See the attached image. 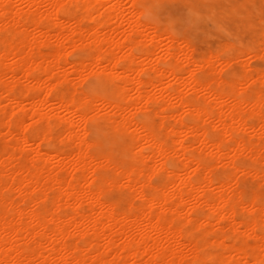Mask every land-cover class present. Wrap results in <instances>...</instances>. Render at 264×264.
<instances>
[{
    "label": "bare ground",
    "instance_id": "bare-ground-1",
    "mask_svg": "<svg viewBox=\"0 0 264 264\" xmlns=\"http://www.w3.org/2000/svg\"><path fill=\"white\" fill-rule=\"evenodd\" d=\"M11 1L0 0V264H34L35 259L38 264H264V169L247 167L246 174L260 184L246 197L233 166L243 156L264 162V72L245 61L252 73L243 67L242 77L226 82L217 65L230 60L211 50L195 60L179 36L151 30L141 19L144 10L129 0L128 8L123 0H17L26 11ZM74 15L77 20L71 21ZM84 20L98 23L86 27ZM85 45L96 53L87 75L108 79L113 99L86 104L85 92L75 84L83 81L84 63L69 61L66 51ZM156 48L162 54L156 56ZM247 53L264 59V32ZM191 64L195 68L188 70ZM196 70L208 77H197ZM214 81L230 88L213 87ZM64 84L72 90L63 91L70 87ZM145 109L154 123L132 119ZM56 120L65 123V130L58 129L70 141L62 140L75 143L70 154L41 147L43 141L55 144ZM96 120L124 138L121 164L110 153L99 158L90 153L96 142L85 128ZM35 127L48 129L49 136L33 134ZM237 131L253 134L245 140ZM54 159L67 166L68 173L58 163L68 175L55 170ZM165 175L158 185L155 178ZM27 201L34 204L29 209ZM121 201L127 202L124 209ZM60 207L71 212L60 214ZM86 208H97L96 214L85 213ZM71 235L77 240L70 241Z\"/></svg>",
    "mask_w": 264,
    "mask_h": 264
},
{
    "label": "rangeland",
    "instance_id": "rangeland-1",
    "mask_svg": "<svg viewBox=\"0 0 264 264\" xmlns=\"http://www.w3.org/2000/svg\"><path fill=\"white\" fill-rule=\"evenodd\" d=\"M11 1V0H10ZM13 1L15 2V0H12L11 2L13 3ZM124 1V4H122L125 8H128L127 6L128 5H130L129 4V2L131 3V5L132 6H134V5H141V4H146V3H149V2H151V0H129V2H128V0H123ZM16 2L17 3H14V5H15V8L17 9V7L18 6H20V4H21V6L19 7V8H21L23 11H26L27 10V6H23L24 4L23 3H18V1L16 0ZM128 2V3H127ZM133 2V3H132ZM165 2L168 4V5H170V7H171V9H172V11L173 12H175V13H177V14H182V13H187V11H188V8L186 7V5H195V6H198L199 7V9H200V11H201V13H202V15L205 17L204 18V20L202 21V23H201V26H200V28H199V30L198 31H195V32H193L192 33V36H191V38H187V37H185L184 35H183V31L182 30H180V31H177V32H171V31H169V30H166L165 28H157V27H155V26H152L151 27V30H154L153 28H155V30L157 31V32H171V33H173V34H175V35H177V36H179V38H180V41L179 42H181V40L184 42H182V46H183V44H186V45H184V48L187 46V45H189V39H191L192 41H194V43L192 44V47L195 49V51L193 52L192 50H191V48L189 47V50H190V52L192 53V55H193V58L195 59V60H199L202 56H204L205 54H208L207 52H210V50H211V52H215V54H217V55H219L220 57H221V54H222V52H223V50H224V48L226 47V41L229 39V37H228V35H227V33H229V32H231L234 36L238 33L239 34V36L241 37V39L237 42V50H236V52H235V61L237 62V63H233V61L232 60H230L231 62H229V63H227L228 65H231V69H232V71H231V74L229 75V76H227V77H225L224 75H222L221 74V72H220V76H221V78L223 79V80H225L226 79V82H231V81H233V80H236V79H238V78H240V77H242L243 75H244V71H243V67H246L245 66V61H246V64L247 65H249L250 67H252L253 69H257V70H259V71H263L264 72V59H258V58H254L251 54H248L247 52H249L250 51V49L253 47V45H254V38L258 35V32L260 31V29H259V27H258V23H259V21H258V19H256V21H255V25H252V24H250L248 21H249V15L251 14V13H255V15L258 17V13H259V2H257V1H253V0H165ZM123 3V2H122ZM19 4V5H18ZM18 5V6H17ZM237 5H254L255 6V8L254 9H242L241 10V12H240V14H236L235 13V6H237ZM17 6V7H16ZM130 7V6H129ZM18 8V9H19ZM135 9H140V10H144L143 8L141 9V8H139V7H134ZM20 10V9H19ZM145 11V10H144ZM76 13H79V11H76ZM75 13V14H76ZM74 17H75V15H74ZM76 17H79V15L78 14H76ZM76 17H75V19H73V16H72V19H71V21H74V20H77L76 19ZM141 19H142V16H141ZM143 20V19H142ZM144 21V20H143ZM84 22L85 23H83L86 27H91V26H93V23H94V25L95 24H97L98 23V21H92L91 22V20H84ZM145 22V21H144ZM73 24H74V22H73ZM72 23H71V25L72 26H74L75 24H76V21H75V24L73 25ZM90 24H92V25H90ZM113 25H115V24H113ZM218 26H223L224 28H225V31H219L218 30ZM55 29H56V27H54ZM68 28V27H67ZM53 29V28H52ZM55 29H53V30H55ZM57 30V29H56ZM67 30V29H66ZM52 33L54 34L55 33V31H52ZM257 35H256V34ZM255 35V36H254ZM185 40H186V42H185ZM51 41V40H50ZM50 41L48 42V43H50ZM54 37L52 38V41H51V45L49 44V46L51 47V49H52V47H55V45H54ZM240 44V45H239ZM241 45H243V47H241ZM47 46H48V44H47ZM47 46H45V47H43V48H45L44 50H47V49H50V47L49 48H47L46 49V47ZM85 46H87L86 48H88V49H90L89 48V46L88 45H85ZM85 46L83 47V48H85ZM150 47V46H149ZM151 48H153L152 46H151ZM183 48V47H182ZM183 48V49H184ZM157 49V50H156ZM155 50H156V52H159V53H156V56L157 55H159L160 53L162 54V52H160L159 50L161 49V48H156ZM159 49V50H158ZM67 50H69V48L67 49ZM79 50H82V48H70V50L69 51H66V52H69L68 54H67V58H68V60L69 61H73V60H77V59H79V58H77L76 57V55H75V51H79ZM220 52V53H219ZM203 54V55H202ZM35 56L36 55H38V53L36 52L35 54H34ZM237 55H242V57L241 58H243V59H239L238 57H237ZM237 57V58H236ZM254 58V59H253ZM246 59H248V61L246 60ZM240 60H243L244 62H242V61H240ZM241 62V64H244V66H242L241 67V65L239 64ZM248 62V63H247ZM227 65H226V63H224L223 61H221L220 60V62H219V64L217 65V67H219L218 69L220 70V67L221 68H224V67H226ZM189 67H191V68H195V66H193V64H191V65H186V68L188 69ZM187 69H185V70H187ZM189 70V69H188ZM244 70H245V68H244ZM249 70V69H248ZM251 70V69H250ZM247 71V67H246V71H247V74H249V73H252V70L251 71ZM88 72V71H87ZM87 72L86 73H84V74H86L87 75ZM184 72V71H183ZM187 72V71H186ZM186 72H184V73H186ZM241 72L243 73L242 75H241ZM9 74V76L11 75L10 73V71L8 72ZM90 73V72H89ZM89 73H88V75H89ZM183 73V75H184V77H186L185 75H187L188 76V72L186 73V74H184ZM196 76L197 77H202L203 76V74L204 75H206V76H204V78L205 77H208V75H207V72L206 71H198V70H196ZM246 73V72H245ZM6 75H7V73H6ZM7 75V76H8ZM5 77V79H7L8 81L9 80H11V77L12 76H10V77ZM97 76V75H96ZM97 77H99V76H97ZM165 78H164V80L166 79V76H164ZM238 77V78H237ZM9 78V79H8ZM24 79V78H23ZM78 79V78H77ZM80 79V78H79ZM166 80H168V78L166 79ZM171 80V81H170ZM170 80H169V82H171V83H174V84H176L175 83V80L173 79H171L170 78ZM24 81H27V80H24ZM56 81V80H55ZM80 81H82V77H81V80ZM76 82H78V84H77V86H78V88L79 89H82L84 92H85V90H84V88H83V85H84V80L82 81V83H81V85H80V82H79V80L78 81H75V84H76ZM217 82V81H216ZM19 83V82H18ZM21 83H23L22 82V78L20 79V83H19V85L18 86H20L21 85ZM25 83V82H24ZM26 83H28V81L26 82ZM229 83H225V84H221V83H215V81L213 82V87H216V88H218V89H222V88H224V89H226V90H228L229 88H230V84ZM28 84H30V83H28ZM28 84H26V85H24L25 87H27V85ZM70 84V83H69ZM69 84H64V85H62V86H66V85H68V86H70V87H68V86H66V87H68V88H65V87H63V88H65V89H63V91H71L72 90V88H71V86L72 85H69ZM23 85V84H22ZM177 85H178V83H177ZM218 85V86H217ZM17 86V88H18V90H19V88L21 87H18ZM179 86V85H178ZM181 86V89L183 90V91H185L186 92V90H187V92L189 93L190 91H191V89H190V87L189 86H186V85H180ZM183 87V88H182ZM186 87H188L189 88V90H188V88H186ZM22 88H24L23 86H22ZM22 88H20V89H22ZM70 88V89H69ZM186 88V89H185ZM25 89L26 88H24L23 90H21L23 93H26L27 92V90L25 91ZM67 89V90H66ZM20 92V91H19ZM38 92V91H37ZM113 92V96L111 95V93ZM21 93V92H20ZM199 93H201V95L200 96H203L204 94V92L202 91H200ZM1 94V93H0ZM0 97H2V95H0ZM115 97V93H114V89H113V87L110 85V88H109V92H108V96H107V98L108 99H113ZM0 100H1V98H0ZM6 103H8L7 105H6ZM9 102H5V105L8 107V108H10L11 106H9ZM212 104H213V102H212ZM11 105V104H10ZM57 111H60V112H58L60 115H62V113H63V117H65L66 116V114H64V111H62V109L61 108H58L57 109ZM62 111V112H61ZM65 115V116H64ZM60 117H62V116H60ZM71 117V119H72V121H74V122H77L78 121V119H77V117L76 116H70ZM30 121H33V120H31V118H29L28 119V122H30ZM57 122V125L58 124H61V123H63V122H61V121H59V120H56ZM156 121H159V118H157V120ZM31 123V122H30ZM93 123H95V125L97 126V125H99L98 127H101V128H103V125H102V122L100 121V120H96V121H94V122H92L91 124H88L87 126H88V128H89V130H91V128H92V126H93ZM54 124H55V121H53V126H54ZM57 125H55L56 127H54V128H56V129H53V131H55L58 135H57V137H58V140H57V138H56V133H55V136H54V134L52 135V137H53V139H54V137H55V140L56 141H54V143L55 144H53V142H51V143H49V142H47V141H43L42 143H41V147L44 149V148H47V147H49L50 145H52V146H54V148H57L58 147V149L57 150H62L63 152L65 151V152H69V151H73L75 148H76V146H75V143H74V141H71L72 142V144L73 145H71V142H70V144H69V139H66V137H65V134H64V131H62V129H58V127H60V126H62V124L61 125H59V126H57ZM63 126H65V123L63 124ZM62 126V127H63ZM91 126V127H90ZM63 129L65 130V127H63ZM56 130H58V132L56 131ZM62 131V135H61V132ZM109 133H108V136H107V140H106V143L104 144V146H103V148L101 149V148H99L98 146H97V144H95V143H91L92 141H94L92 138H91V136L89 135V140L91 141L90 143H91V145L89 146L90 148H89V151H90V153L91 154H93L94 156H97L98 158L100 157V156H102V155H105V154H107V153H110L113 157H114V159L116 160V162L117 163H122V161L126 158L125 157V154H124V148H123V145H124V138L121 136V135H119V134H114V133H112V132H110V131H108ZM238 132V134L237 135H239V136H243L244 135V138L246 137V139L245 140H248V138L247 137H250L251 135L250 134H253V133H250V131H245V132H249L250 134H245V133H243L244 131H237ZM89 134H90V132H88ZM243 134V135H242ZM250 135V136H249ZM61 137V138H60ZM60 138V139H59ZM62 138L63 139H66V140H69V141H65V140H62ZM115 138V139H114ZM52 139V140H53ZM111 141H109V140ZM112 139H114V140H112ZM250 139V138H249ZM63 141H65V142H63ZM45 142V143H44ZM63 142V143H62ZM66 143V144H65ZM112 143H113V145H112ZM94 144V145H93ZM117 144V145H116ZM55 145H56V147H55ZM58 145V146H57ZM120 145H121V147H120ZM0 147H1V145H0ZM67 147L69 148V149H67ZM64 152V153H65ZM66 153V154H67ZM68 154H70V153H68ZM246 158H248L247 160H246ZM246 158H244V156L243 157H238V160H239V162H238V164L240 165V163H245V164H247V166L248 167H250V168H252V169H257L258 168V170H263L264 168V166H261V164L262 163H264V162H262V163H257V164H255L254 162H252L251 160H249L251 157H246ZM30 160V159H29ZM28 161V160H27ZM241 161V162H240ZM243 161V162H242ZM248 161V162H247ZM28 162H30V161H28ZM55 162V163H54ZM176 162H178V161H176ZM61 164V163H63L62 161H60L59 159L58 160H53V166L55 165V164ZM29 164V163H28ZM59 164L58 165H56L55 167V170L57 169L59 172H62L63 171V174L62 175H64V176H66V174L68 173V171H69V169L67 168V170L65 169L66 167L65 166H63L64 165V163H63V169H65L66 171H67V173H66V171H64V170H62V171H60V169L62 168H60V166H59ZM178 164H180L179 162H178ZM263 165V164H262ZM46 166H48V165H46ZM57 166H59V167H57ZM222 165L220 164L218 167V169L219 170H221L222 168H223V166L221 167ZM260 168H259V167ZM64 172H65V174H64ZM70 173V172H69ZM68 175V174H67ZM247 176V177H246ZM251 175H249V174H246L245 176H242L241 178H240V181H239V183H240V185H241V187H239V188H241V190H243L244 192H247V193H244L245 194V196L246 197H249V196H251V195H253L254 194V192L256 191V187H258V185L260 184V183H258V181L260 182V180L258 179V178H256V177H250ZM164 177H166V175L165 176H163V178L161 177L160 178V176H159V178L158 177H156L155 179H157V180H155V181H158V185H160V184H162L163 182H164V180H166V178H164ZM258 180V181H257ZM161 182V183H160ZM156 183V182H155ZM56 186V185H55ZM54 186V187H55ZM255 188V190H253ZM55 189H56V187H55ZM246 189V190H245ZM250 189V190H249ZM51 190V188L48 190V191H50ZM53 190V189H52ZM57 191V189L54 191H52V193H50V195L53 197V195L55 194L54 192H56ZM16 192V193H15ZM17 192H18V190H11V191H9V194H10V197H11V195L12 196H15L16 194H17ZM250 194V195H249ZM49 195V196H50ZM20 193H19V195L17 196V198L16 197H12L13 199L14 198H16L15 200L17 201H19L20 200ZM50 196V197H51ZM49 197V199L51 200V198ZM133 197H134V194H133ZM139 198L138 196H136L134 199L136 200V201H138V203H140L139 201L140 200H137V199ZM82 201H83V203H86L85 204V206H88V203L86 202V201H84V200H81V204H82ZM47 202H49L50 203V201H47ZM122 202H124V201H121L120 202V209H122L121 207H123V209L126 207V205H124V204H126V203H122ZM48 203V204H49ZM30 204H32V202H30L29 203V201H27L26 203H25V205H24V207L26 208V207H28L27 209H29L30 208ZM48 204H46V205H48ZM135 204H136V202H135ZM34 204H32V206H33ZM51 205V204H50ZM1 202H0V209H2L1 208ZM31 206V207H32ZM49 206V205H48ZM85 206L83 205V208L85 209ZM90 206V205H89ZM88 206V208H90V210H91V208H93V207H89ZM3 207V206H2ZM50 207V206H49ZM61 207L62 208H66L64 205H61ZM60 207V209L58 210L59 211V213L61 214V211L63 210L62 208ZM68 209H70L69 207H67V209H66V211L65 212H67V213H69V212H71L70 210H68ZM87 209V208H86ZM69 212H68V211ZM83 210V209H82ZM90 210H84L85 211V213H86V211H88L89 212V214H91V215H93V213L95 212V214H96V211H97V208L95 209L94 208V211L92 210V212L90 211ZM96 210V211H95ZM64 211H62V214H63V212ZM84 213V212H83ZM88 214V213H87ZM224 224V223H223ZM226 225H227V222L225 223ZM226 225H223V226H226ZM90 234L92 235V234H94L93 232L91 233V231L89 232V236H90ZM200 234H198V238H200L199 240H205V239H202L203 237V235L200 237L199 236ZM72 237H69V239H70V241H72V242H74L75 241V239L78 237L77 235H74L75 237H73V235H71ZM233 236V239L234 238H236V235H232ZM90 237H93V236H90ZM73 238H75L74 240H72ZM77 240V239H76ZM103 240V239H102ZM100 242H104V240L103 241H99V244H101ZM121 242V241H120ZM203 242V241H202ZM205 242V241H204ZM119 243V242H118ZM201 243V242H200ZM45 245H46V243H45ZM45 245H44V247H45ZM208 245V244H207ZM207 245H206V243H205V247H207ZM48 246V245H47ZM46 246V248H44L43 246V248H44V250L45 249H47L48 247ZM209 246V245H208ZM98 247V246H97ZM102 248V244H101V246H99L98 248ZM202 247L203 248H205L204 247V243H203V245H202ZM209 249H211L210 248V246H209ZM206 250H208V249H206ZM205 249H204V252L206 251ZM112 250H110L109 252H108V256H113V251L111 252ZM183 251H184V253H188V251H187V249H184L183 248ZM208 251H210V250H208ZM208 251H206L205 253H207ZM38 261H40V259L38 260V259H35V262H37V264L39 263ZM34 262V264H36ZM58 263H59V261H57ZM56 262V263H57Z\"/></svg>",
    "mask_w": 264,
    "mask_h": 264
},
{
    "label": "snow or ice",
    "instance_id": "snow-or-ice-1",
    "mask_svg": "<svg viewBox=\"0 0 264 264\" xmlns=\"http://www.w3.org/2000/svg\"><path fill=\"white\" fill-rule=\"evenodd\" d=\"M4 9H7L9 5H2ZM62 8L69 7L68 5H61ZM133 7L143 8L145 11L142 13V19L148 23L150 26H155L157 28H165L171 32H177L182 30L183 35L187 38H191L192 33L198 31L202 21L204 20V16L202 15L198 6L195 5H186L188 8L187 13L177 14L172 11L170 5H168L165 0H151V2L141 5H134ZM254 5H237L235 6V13L240 14L242 9H254ZM258 19V27L262 32H264V2L259 5V13L258 17L255 13H251L249 15V23L255 25V21ZM219 31H225L223 26H218ZM229 39L226 41V47L224 48L221 59L224 60H232L235 63V52L237 50V42L241 39L239 34L237 33L235 36L229 32L227 33ZM194 41L189 39V47L194 52L195 49L192 47ZM243 47V45H241ZM75 55L77 58L81 59V62L84 63V72H87L88 66L91 65L93 61V57L96 56L95 51L89 50L88 48H84L82 50L76 51ZM221 74L225 77L231 74V65H227L224 68H221ZM82 79L84 80L83 88L85 90L86 96V104L94 103L98 99L107 98L110 83L109 80L104 77H97L95 73L91 75L82 74ZM133 120L137 121L138 124L143 123L144 125H148L149 123H154L151 120V113L148 109H145L143 113H134ZM25 132L28 131V128L24 129ZM86 132H90L91 138L96 142L99 148H103L106 143L108 130L106 128L97 127L95 123L91 130H89L86 123ZM32 132L35 135L43 134L45 137H48L50 132L48 129H43L40 127L32 128ZM167 163V162H166ZM200 166V165H198ZM207 167L208 165H204ZM236 168L235 180L238 182L237 187H241L239 181L242 176L246 174L247 164L241 163L239 166L233 165ZM264 179V176H262ZM245 202L243 194L241 195L240 203L243 204ZM261 221H264V209H262ZM262 229H264V224L261 225Z\"/></svg>",
    "mask_w": 264,
    "mask_h": 264
}]
</instances>
